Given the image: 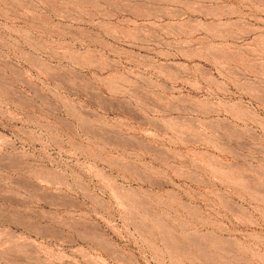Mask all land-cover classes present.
I'll return each instance as SVG.
<instances>
[{
    "label": "rangeland",
    "instance_id": "1",
    "mask_svg": "<svg viewBox=\"0 0 264 264\" xmlns=\"http://www.w3.org/2000/svg\"><path fill=\"white\" fill-rule=\"evenodd\" d=\"M0 264H264V0H0Z\"/></svg>",
    "mask_w": 264,
    "mask_h": 264
}]
</instances>
